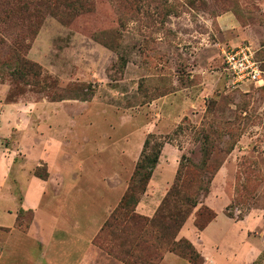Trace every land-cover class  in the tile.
<instances>
[{"label": "rangeland", "instance_id": "rangeland-1", "mask_svg": "<svg viewBox=\"0 0 264 264\" xmlns=\"http://www.w3.org/2000/svg\"><path fill=\"white\" fill-rule=\"evenodd\" d=\"M74 1L0 0V227L17 214L19 231L0 228V264H46L23 237L33 211L42 231L77 225L94 263L122 264L117 233L100 229L148 135L164 143L155 211L208 145L216 173L200 202L216 218L196 244L207 264H264V87L228 85L221 58L241 45L262 57L264 0ZM14 53L39 83L12 78Z\"/></svg>", "mask_w": 264, "mask_h": 264}, {"label": "trees", "instance_id": "trees-1", "mask_svg": "<svg viewBox=\"0 0 264 264\" xmlns=\"http://www.w3.org/2000/svg\"><path fill=\"white\" fill-rule=\"evenodd\" d=\"M74 3L81 5L79 0ZM14 56L12 78L19 81L30 80L33 84H37V81L39 83V68L25 61L17 53H14ZM7 100L13 102L15 95L10 93ZM151 138L152 136L148 135L145 139L130 182L116 209L100 231L117 233L113 238L116 244L111 245L117 249L116 258L122 264H159L165 253H172L190 264H203L202 256L193 245L183 238L176 240V237L199 204L193 221L197 231L204 230L216 218L215 212L200 202L201 197L208 195L209 185L216 173V170L207 164L212 152L208 150V145L205 146L203 160L199 166L183 159L185 171L179 186L174 184L170 187L154 215L148 218L136 214L135 208L147 189L164 144L156 142L150 146ZM203 140L207 141L208 136L204 134ZM175 180L178 181V175ZM17 222L18 217L15 220L16 224Z\"/></svg>", "mask_w": 264, "mask_h": 264}, {"label": "crops", "instance_id": "crops-1", "mask_svg": "<svg viewBox=\"0 0 264 264\" xmlns=\"http://www.w3.org/2000/svg\"><path fill=\"white\" fill-rule=\"evenodd\" d=\"M158 161H160V159H158ZM158 165L159 164L157 163L156 166ZM153 176L154 175L152 174L151 179L147 185V189L141 196L135 208L136 213L148 218L154 215L157 204L159 203V201L150 200V183L154 178ZM168 185L169 184L166 183V187ZM163 195L164 192L161 197H163ZM149 201H151V205L148 206ZM33 213L34 222L26 229L23 237L28 240H34L38 244L43 246L44 252L43 255L40 256V259L43 260V262H45L46 264H96L93 262V258L95 256L94 246L92 245L91 241H88V243L85 245L84 238L82 236V233L80 234L78 232L79 230L77 225H75V227L73 228L71 224L67 225L64 222L58 223L57 219L51 218V220L49 221L50 223L47 225L49 227H47L46 230L42 231L39 227H35L36 212L33 211ZM16 217L17 214L15 215V220ZM186 222L177 234L176 240H179L181 238L188 240L193 245L195 250L202 256L203 264H207V258H205L203 252L198 248L196 243H199V246H201L200 243L202 242L200 241V238H202V240L204 239L202 233L207 230V227L210 225V223L205 227L204 230L197 231L195 229L196 233L195 231L191 233L190 229H186ZM14 225L15 222L12 228H0L7 229L8 234L19 232L15 229ZM61 229L64 231H62ZM185 229L187 233H185ZM191 235L194 236V238H191ZM193 239H197V242H195ZM5 253V250H0V261L3 260ZM181 260L185 261L172 253H165L159 264H177V262ZM187 263L190 264L189 262Z\"/></svg>", "mask_w": 264, "mask_h": 264}, {"label": "built area", "instance_id": "built-area-1", "mask_svg": "<svg viewBox=\"0 0 264 264\" xmlns=\"http://www.w3.org/2000/svg\"><path fill=\"white\" fill-rule=\"evenodd\" d=\"M259 51L241 45L221 52L222 73L228 85L236 88L264 86V47L262 57L258 56Z\"/></svg>", "mask_w": 264, "mask_h": 264}]
</instances>
